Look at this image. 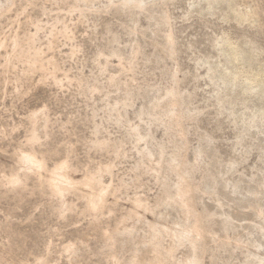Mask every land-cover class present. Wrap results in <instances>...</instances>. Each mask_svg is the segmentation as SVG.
I'll return each mask as SVG.
<instances>
[{"label":"rangeland","instance_id":"rangeland-1","mask_svg":"<svg viewBox=\"0 0 264 264\" xmlns=\"http://www.w3.org/2000/svg\"><path fill=\"white\" fill-rule=\"evenodd\" d=\"M130 1L14 0L0 16V264H128L174 191L176 176L156 167L159 148L162 161L179 149L200 227H214L202 264H264V0ZM13 37L40 54L37 70L25 74L26 59L12 57ZM176 101L183 142L163 123ZM21 151L46 170L13 188L5 180ZM61 162L77 180L101 179L104 208L85 212L78 192L66 196L68 211L50 195L48 171ZM130 211L143 221L109 240ZM164 212L168 227L191 226L180 210Z\"/></svg>","mask_w":264,"mask_h":264},{"label":"bare ground","instance_id":"bare-ground-1","mask_svg":"<svg viewBox=\"0 0 264 264\" xmlns=\"http://www.w3.org/2000/svg\"><path fill=\"white\" fill-rule=\"evenodd\" d=\"M74 1L76 4V2H78L79 0H74ZM13 2H14V0H7L6 5L4 4L5 6L0 7V16H3L4 14H6V12H8L9 9L14 6ZM127 3H128V0H124V4L127 5ZM130 3H132V0L130 1ZM133 3H135V1ZM139 4L140 3L138 2L136 7ZM36 32H38V29H36ZM50 34H51V32H50ZM18 40H19V37H18V39H17V37H13L11 39V42H10V51L11 52H10V54L12 53V55H13L12 57H14V59L20 60V62H21V60L26 59V61L24 62V65H26L25 74L26 73H32L34 70L38 69L37 65L40 63V60L42 58L40 57V54L37 52L36 49H35L36 51L29 52V50H27L29 53H24V51H22L23 48L20 46V43ZM48 40H49V37H48ZM51 41H52V39H51ZM168 41H169V44L171 45V38L170 37H168ZM47 42L50 44L49 41H47ZM3 43H0V49L3 47ZM7 48H8V46H7ZM29 49H31V48H29ZM10 54H9V56H11ZM7 60H8V58H7ZM10 60H11V58H10ZM5 62H7V61H5ZM51 65L53 67V72H54L55 71L54 69L56 66L52 62L50 64V66ZM41 70H43V69L41 68ZM46 70H47V68H46ZM49 71H51V70H49ZM23 73H24V71H23ZM49 74L51 75V73H49ZM44 75H45V73H44ZM52 76L54 77V74ZM165 91H166V95L163 97L165 99H166V96L171 97V94L174 93V90H172L171 88H168ZM158 108H160V107H158V105H157V109ZM179 108H181V107H180V102H178V101L172 103L170 106L165 108L166 111H165V114H163V115H165L163 117L164 118L163 123L166 127L167 132L171 133V136L178 138L181 142H183L184 141V131L182 128V122L185 119V116L182 114L181 111H179ZM157 109H155V107H154L153 110H157ZM157 114H159V113H157ZM37 116L38 115L33 114L30 117V121L32 124V128H31L32 131H31V133H30L31 135L28 139L29 144H33V143L38 141V136H37L38 133H36V131L38 132V130L35 129V126H37L35 124H36V122H38L37 120L39 119ZM178 126H179V128L181 126V129L179 131H176V133H175V127L178 128ZM133 132H134V136L137 137V140L141 141L142 139L145 138L141 133L138 132V128H137V130H134ZM136 137H134V138H136ZM145 150H146V148H145ZM163 150H164L163 148H159V152L157 154L158 160H157V162L155 161L156 167L159 168L162 165H164L163 168L166 169V172L168 171V172H170V174L173 173L176 176V178H175L176 182L174 181L175 185L173 186L174 191L172 193L170 191H169L170 193L167 191L163 193L164 194L163 195L164 196L163 203L158 205V206H160V208H162V210L160 209V211L155 212L153 209V211L151 212L156 216V220L158 218V221L160 220L159 222H161V223H158V222H155V223L149 222L148 223V221H147L148 229L150 230V231L149 230L148 231H149V233H151V236H150V238L148 237L149 239L147 242L142 241L141 244L139 243V245L136 244L137 245L136 247L134 246L135 247L134 250L133 251L131 250L132 255L130 253V255H131L130 260L128 259L127 262H128V264H202V258H203L202 256L205 255L204 251L206 248V242H207V240L212 239V238H210L211 236L216 235V234L214 235V227H211L209 229V231H205V230L201 229V227H200V220L201 219H200V216L198 215L199 212L196 213L195 209H194V208H196L194 206H195V201L197 198V190H198L197 188L198 187H194L195 186L194 183H191V180L189 181V175L186 174L185 171L182 170L184 168V167L182 168L183 163H184V159H183V157H181L179 155V149H175L173 151V153L171 152L172 154H171V156L169 155L170 157L167 160L162 161ZM147 151H149V150L147 149ZM141 153L144 154L143 151ZM200 153L201 152H199V154ZM146 155H147V153H146ZM146 155H144V158ZM148 155H150V157L152 156L151 154H149V152H148ZM16 157L18 160V164L20 165L19 166L20 168L10 178H7L6 180L4 179L5 183L8 186H11L13 188H19L23 184V178L28 175L27 172H32V174L34 173V174L38 175L39 173H42L43 170H46V164H45L44 159L37 157V154L32 152V151H29V152L21 151L17 154ZM156 167H154V168H156ZM67 170H68L67 163L61 162V163L55 165L50 171H48V176H47L46 181H45V186L47 187L50 195H52V197L55 196V198L58 199L57 201L61 204V206L62 207L64 206L66 208V210L68 209V211H69L70 209L66 205V200H65L66 196L69 195L70 193L71 194L75 193L76 195L78 192H80L82 194L84 193L83 194V198H84L83 200L85 202L84 211L89 212V214H92L93 212L96 213L97 210H100L102 208V206L104 204L103 201L105 202V200H104V198L106 197L105 195L107 194V192H108L107 190H109V189H107V187L102 188V186H103L101 183L102 181L96 175L86 177V178L84 177L83 179L77 180L75 177L71 176L69 174V172H67ZM151 170H152V167H151ZM68 171H70V169ZM151 172H153V170ZM98 173L99 172H97V174ZM154 173H156V172H154ZM98 175H100V173ZM190 179H191V176H190ZM209 185H210V187L212 186V184H209ZM257 192H253V194H256ZM79 196H81V195H79ZM133 204H135L134 205L135 208H143V209L145 208V205H146L145 203H144L145 204L144 205L142 203V200L140 201L139 199L137 201L134 200ZM104 206H105V204H104ZM104 206H103V208H104ZM168 209L180 210L184 216V219L186 221L190 220L191 226H186L189 224V222H188V224H185V225H183V223L177 222V223H173L174 227H168L166 224H164L162 222V221H164L163 220L164 216H166L164 214V213H166V212H164V210H168ZM63 210H64V208L62 209V211ZM155 210H156V208H155ZM157 210H158V208H157ZM59 212L61 214L60 208H59ZM132 212L129 215H127V218L125 217L124 220L122 219V221H120V224H119L120 226L118 225L119 227L116 226L117 228L112 230L111 236H109V238H108L109 240H113L115 237H117L118 235H121V234H126V235L129 234L130 235V233H132V230L134 228V226L130 225L131 223L128 224V222L130 220H133L135 218L133 221H135L136 223L143 221V219L140 218L136 213H134V212L132 213ZM255 212H256L255 215L258 218L262 217V214H260L259 211H255ZM148 213H150V210ZM178 215L180 216V214H178ZM180 217H182V216H180ZM180 219H183V218H180ZM176 220H179V219H176ZM145 223H144V225L146 226ZM185 223H187V222H185ZM213 238H215V237H213ZM112 242L114 243V241H112ZM112 246H113V244H112ZM65 247L66 248H63V250H66V252L64 251V253L67 254V252H68V253L74 255V253H75L74 248L75 247H73V246H65ZM177 254H180V258H177ZM73 255H71V256H73ZM40 261H39V263L36 262V264H44L45 263L44 261H42L40 263Z\"/></svg>","mask_w":264,"mask_h":264}]
</instances>
